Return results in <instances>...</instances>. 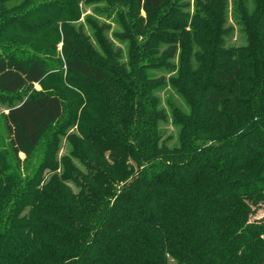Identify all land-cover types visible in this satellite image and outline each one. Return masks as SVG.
<instances>
[{
  "label": "trees",
  "instance_id": "trees-1",
  "mask_svg": "<svg viewBox=\"0 0 264 264\" xmlns=\"http://www.w3.org/2000/svg\"><path fill=\"white\" fill-rule=\"evenodd\" d=\"M132 1L148 20L166 3ZM254 2L250 14L239 9L247 43L229 49L224 0L208 2L215 83L202 88L177 146L158 131L157 85L138 61L100 62L84 32L63 19L59 61L48 60V49L14 45L0 28V96L64 69L101 97L77 100L100 108L82 113L60 157L74 116L53 126L64 114L59 93L33 95L2 115L0 264H264V219H251L264 206V0ZM48 22L18 24L40 31ZM190 75L181 84L187 93L196 91Z\"/></svg>",
  "mask_w": 264,
  "mask_h": 264
},
{
  "label": "rangeland",
  "instance_id": "rangeland-1",
  "mask_svg": "<svg viewBox=\"0 0 264 264\" xmlns=\"http://www.w3.org/2000/svg\"><path fill=\"white\" fill-rule=\"evenodd\" d=\"M197 1L204 8L198 10ZM208 2L210 0H166L153 19L148 20L143 11L137 10L132 0H0V21L5 22L4 25L0 23V28L6 29V37L14 40V45L38 51L48 49V60L59 61L61 45L58 31L60 20L63 19L75 31L80 28L84 32L93 48L92 56L100 62L117 68L120 64L130 67L138 61L145 68L149 81L157 85L153 95L164 113V119L158 122V131L162 137H170L169 146H177L182 127L187 128L192 108L200 102L202 88L215 83L209 76L216 56L212 53L211 37L207 31ZM224 4L226 35L223 47H242L247 43L248 33L239 9L243 7L250 14L255 9V2L224 0ZM173 12L177 13L182 22L175 21ZM45 19L49 22L43 30L27 26ZM19 20L27 24L19 25ZM120 32L127 34L125 40H118L117 34ZM100 35L110 43V52L104 41L99 42ZM2 39L1 37L0 45L3 43ZM7 42L10 43L9 40ZM5 45L6 43L3 46ZM171 46L176 48V52L169 59L168 50ZM115 53H119L118 60L113 55ZM188 74L192 75L187 80L196 79L195 92L187 93L182 88L181 84ZM124 80L131 81L132 77L126 76ZM51 92L59 93L64 105L62 118L53 126L61 124L68 113L69 116L70 113L74 116V122L66 129L58 150L59 157L67 155L71 135L79 134V117L85 110L94 112L100 108L99 102L94 101L91 106L86 107L77 100L87 99L86 95H89V99L101 97L94 87L64 69L51 71L41 83L25 87L13 95L0 96V141H6L2 115L12 104L33 95ZM235 131L237 129L233 130L232 135L239 132ZM19 157L23 158L24 155L20 154ZM73 163L76 165L74 160ZM260 218L264 219V206L251 217L254 220Z\"/></svg>",
  "mask_w": 264,
  "mask_h": 264
}]
</instances>
